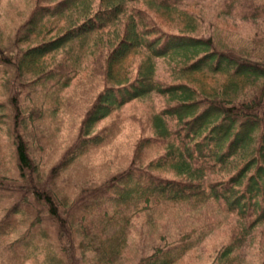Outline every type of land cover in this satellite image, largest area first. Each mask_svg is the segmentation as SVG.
<instances>
[{
  "label": "trees",
  "instance_id": "trees-1",
  "mask_svg": "<svg viewBox=\"0 0 264 264\" xmlns=\"http://www.w3.org/2000/svg\"><path fill=\"white\" fill-rule=\"evenodd\" d=\"M227 1L216 7L218 14L264 18V0ZM183 2L35 0L18 40L42 35L50 18L66 24L56 37L21 51L23 60L34 65L38 63L34 59L48 54H67L61 58L66 62H58L56 68L40 65L39 69H31L29 72L35 75L29 82L32 84H51L60 89L77 73L76 65L83 64L82 54H98L96 59L104 60L106 86L87 110L75 146L65 156L67 160L79 154L76 146L97 147L108 142L106 134L104 137L92 131L113 110L151 93L166 99L168 105L151 118L153 136L145 139L163 147L164 154L146 166L131 163L115 172L96 188L94 196L101 198L90 199L98 204L106 200L114 203L115 210L132 207L138 212L161 205L177 206L182 214H188L213 206L219 213L233 217L241 233L220 250L218 260L211 264H237L233 253L241 244L242 234L264 224V41L255 40L257 49L250 53L223 49L210 36L197 35L203 19L185 8ZM155 19H162L160 24L166 29L156 26ZM209 23L212 26L213 22ZM3 55L0 52V63L11 65ZM135 58L140 59L137 72L130 77L127 63ZM159 59L169 64L173 83L155 81ZM10 105L15 110L14 133L19 127L20 110L13 98ZM173 122L178 125L172 126ZM15 153L18 171L23 175L32 163L26 143L17 133ZM164 169L176 177L162 178L153 172ZM212 176L217 180L208 182ZM30 192L34 199L43 200L47 211L60 222L58 257L44 255L41 264H82L84 258H78L81 244H75L69 214H58L49 194L38 188ZM81 205L86 209L91 206L86 202ZM103 215L112 221V214L104 211ZM124 241L121 235L109 253L102 252L101 264L116 263ZM195 243L189 234L168 240L140 256L135 264H174Z\"/></svg>",
  "mask_w": 264,
  "mask_h": 264
},
{
  "label": "rangeland",
  "instance_id": "rangeland-1",
  "mask_svg": "<svg viewBox=\"0 0 264 264\" xmlns=\"http://www.w3.org/2000/svg\"><path fill=\"white\" fill-rule=\"evenodd\" d=\"M183 3L203 19L197 35L210 36L223 49L250 53L257 49L255 40L264 41V18H241L239 13L220 15L215 10L223 0ZM34 5L35 0H0V52L6 54L3 55L6 62H11L9 66L0 63V264H41L44 255L58 257L60 222L47 211L43 200L33 198L32 188L49 194L58 214H69L75 244H81L78 258H84L82 264H101L102 252L109 253L121 235L125 241L114 264H135L153 247L187 234L196 243L174 264H211L218 260L220 250L241 233V227L233 217L219 213L213 206L188 214H182L177 206L161 205L138 212L132 207L115 210L114 203L106 200L98 204L90 199L97 193L96 188L115 172L131 163L146 166L164 154L163 147L145 139L153 136L152 116L168 103L157 93L125 103L95 124L92 133L104 137L106 134V144L76 146L79 154L67 160L65 156L75 146L87 110L106 86L104 60L96 59L98 54H82L83 64L76 65L77 73L60 89L51 84L29 83L35 77L29 72L31 69H39L40 65L56 68L58 62L61 65L66 62L61 58L67 55L48 54L34 59L37 65L23 60L21 51L56 37L66 28L61 19L50 18L42 35H29L19 41L24 32L20 28ZM215 14L219 18H213ZM161 21L155 19V25ZM160 26L166 29L165 25ZM138 60L127 63L130 77L136 75ZM169 68L164 60H157L155 81L164 85L173 83ZM12 98L20 110L19 127L14 133ZM174 125L178 124L173 122ZM16 133L26 143L32 163L23 175L18 171ZM153 172L162 178L176 177L168 169ZM208 180L213 182L217 178L212 176ZM94 197L99 199L101 195ZM84 202L91 206L83 208ZM104 211L112 214L111 222L105 219ZM233 256L237 257V264H264V224L242 234Z\"/></svg>",
  "mask_w": 264,
  "mask_h": 264
}]
</instances>
